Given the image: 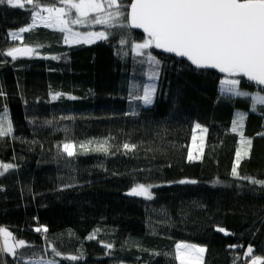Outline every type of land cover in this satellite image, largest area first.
Listing matches in <instances>:
<instances>
[{"label": "trees", "instance_id": "trees-1", "mask_svg": "<svg viewBox=\"0 0 264 264\" xmlns=\"http://www.w3.org/2000/svg\"><path fill=\"white\" fill-rule=\"evenodd\" d=\"M35 2L64 6L59 0ZM32 16L25 8L0 5V51L35 49L31 60L0 56V108L7 107L13 123L12 134L0 137V163L15 165L0 176V227L25 241L16 250L23 261L179 264L174 250L181 242L205 246L203 264H251L248 246L264 256V187L231 175L240 147L231 128L242 113L244 135L253 138V145L238 171L264 180V136L258 135L264 132L259 110L264 106L253 112L250 97L220 93L224 77L151 48L143 51L160 66L154 103L145 107L132 97L149 83L152 66L133 49L147 37L130 27L94 25L78 29L123 32L127 43L121 45V36L111 35L97 44L69 47L56 29L20 33L32 24ZM13 32L19 39L11 38ZM236 78L241 91L264 93ZM57 93L59 98L52 100ZM196 123L208 132L202 156L190 161ZM88 141H107L109 153L89 151L69 158L57 147ZM125 143L135 150H125ZM159 183L151 200L127 196L137 184ZM218 226L234 235L216 231ZM36 227L48 231L36 232ZM236 244L244 247L229 248ZM71 255L78 259L64 258ZM0 260L23 264L4 253Z\"/></svg>", "mask_w": 264, "mask_h": 264}, {"label": "snow or ice", "instance_id": "snow-or-ice-1", "mask_svg": "<svg viewBox=\"0 0 264 264\" xmlns=\"http://www.w3.org/2000/svg\"><path fill=\"white\" fill-rule=\"evenodd\" d=\"M63 7L41 8L35 0H0V5L7 4L16 9H24L26 5H32V24L19 29L20 33L31 31L37 23L45 28H53L63 33L66 44L83 43L91 44L97 40L107 41L111 35H120V44L124 45L127 40L123 32L74 31L73 26L88 27L102 25L106 29H124L126 27L143 29L147 39L143 43H137L134 51L137 56L147 57V63L151 65L148 79H158L160 61L145 49H161L166 53H174L178 57L187 58L197 69H218L228 77H246L248 81L258 86H264V0H134L130 5H125L124 0H59ZM130 7V13L125 8ZM73 10L75 15H73ZM46 12L47 15H41ZM129 23L125 21L129 20ZM13 40L19 39L17 33L9 34ZM35 51L32 47H11L6 51H0V56L10 57L16 60L18 55H29ZM52 59H57L53 56ZM7 61H5L6 63ZM143 63V61H141ZM240 79L231 78L222 81V91L234 96L248 97L249 93L241 91ZM139 86L133 85L134 90ZM156 85L149 83L143 85L139 92L133 94V100H139L144 106H150L154 102ZM2 94V90H0ZM60 93L51 97L58 99ZM75 100L77 97L69 96ZM257 105L264 106V95L257 92L252 96L253 112L257 111ZM264 112V107L259 109ZM132 114H136L133 111ZM245 114L238 113L233 121L231 131L238 133L240 147L235 152L234 166L231 171L233 178L247 181L252 185L264 187V180L251 176H241L238 169L242 159L250 158L253 138L245 137L244 124ZM206 134L208 129L199 123L195 124L194 131ZM13 132V125L7 107L0 108V137L9 136ZM264 136V132L258 133ZM193 146L196 147L197 137H192ZM95 144V147H93ZM61 154L72 158L78 154H86L89 151H103L109 153L107 141H88L77 145L73 142H65L57 146ZM123 148L134 151L136 146L125 143ZM204 136L199 137V150L203 154ZM188 159H194L193 153H188ZM12 163H0V176L13 169ZM179 183H196L192 180H181ZM152 185L137 184L129 192L130 196H141L151 200L153 198L150 189ZM36 232L47 233L46 227H36ZM218 232L225 236L234 235L223 227H216ZM95 233L88 237L95 238ZM0 254L7 253L14 260L23 264H57L55 259L23 261V254L17 253L16 249L24 248L25 241L14 237L13 233L0 227ZM110 248L111 245H105ZM243 245H229L230 249ZM207 251L205 246L190 243H177L174 250V258L179 264H203V255ZM56 257L61 256L60 251L52 248ZM247 257L251 264H264V256L254 254L253 248L246 249ZM69 261H76L77 255L64 257ZM0 264H4L0 260Z\"/></svg>", "mask_w": 264, "mask_h": 264}, {"label": "rangeland", "instance_id": "rangeland-1", "mask_svg": "<svg viewBox=\"0 0 264 264\" xmlns=\"http://www.w3.org/2000/svg\"><path fill=\"white\" fill-rule=\"evenodd\" d=\"M40 7H41V8H44V7H42V6H40ZM25 9L32 11V5H26V8H25ZM73 11H74V10H73ZM32 13H33V11H32ZM41 15L46 16L47 13H46V12H41ZM36 27H43V25L40 24V23H37V24L35 25V27H33V28H36ZM33 28H32V29H33ZM78 28H88V27H82V26H80V25H75V26H73V30H74V31L82 32V31L79 30ZM50 29H53V28H50ZM20 41H21V40H20ZM101 41H103V40H97L95 43H91V44L72 43V44H67V45H68L69 47L80 46V45L90 46V45H93V44H97V43H99V42H101ZM231 78H236V77H224V78L221 80V83H220V93H221L222 95H227V96H232V97H239V96H234V95H232V94H230V93H225V92L222 91V87H223V85H222V81L225 80V79H231ZM236 79H237V78H236ZM149 83H154V84H155V81H150V80H149ZM149 83H148V84H149ZM238 87H239V89H240V85H239ZM240 90H241V89H240ZM258 92H259V91H258ZM256 93H257V92L253 93L252 95L249 94L248 97H250V99L252 100V96H254ZM260 94H261V95H264L263 92H260ZM153 103H154V102H153ZM150 106H152V105H150ZM150 106H145V107H150ZM8 113H9V116H10V119H11L10 112L8 111ZM11 121H12V120H11ZM12 125H13V123H12ZM207 132H208V131H207ZM11 134H12V133H11ZM193 135H195V136L197 137V141H196V147H195V148H194V146H193V141H192V143H191V146H192V147H191V152L193 153V156H194V157H197V159H200V157H201L202 155L200 154V150H199V137H200L201 135L204 136V145H205L206 138H207V133L204 134V133L199 132V130H196V131H194V134H193ZM192 148H193L194 150H192ZM146 186H147V185H146ZM152 186H153V187L150 189V191H151L152 196H153V189H154L155 187L162 186V183H159L158 185H152ZM134 197L141 198V199H146V198L141 197V196H134ZM2 242H3L2 237H0V243H2ZM18 249H19V247H18L16 250H18ZM4 254L8 255L7 253H4ZM204 255H205V253H204ZM204 255H203V261H204ZM178 262H179V261H178Z\"/></svg>", "mask_w": 264, "mask_h": 264}, {"label": "water", "instance_id": "water-1", "mask_svg": "<svg viewBox=\"0 0 264 264\" xmlns=\"http://www.w3.org/2000/svg\"><path fill=\"white\" fill-rule=\"evenodd\" d=\"M133 2H134V0L132 1V3H133ZM130 11H131V9H129V12H128V13H130ZM129 22H130V18H129V20H128V23H129ZM130 28H131V27H130ZM131 30H133V31H135V32H137V33H140V34L144 35L145 37H147V34L144 33L143 29L131 28ZM147 38H148V37H147ZM23 47H29V46H22V47H20V48H23ZM153 48H154V47H153ZM154 50H155L157 53L161 54V55H164V56H167V57H173V58H175V59H177V60H180V61H185V62H187L189 65H191V66H192L194 69H196V70L216 72V73L219 74L221 77H228L227 74H225V73H221L218 69H197L194 65L191 64L190 61L187 60V58L178 57V56H176L174 53H166V52H164V51L161 50V49H156V48H154ZM33 57H34V52H33L32 54L27 55V56H25V55H18V58H17L16 60H31V59H33ZM9 58H10V57H9ZM10 59H11V58H10ZM11 60H12V59H11ZM243 78L245 79V81H246L247 83H249V84L255 86L257 89L264 90V86H258V85H256L254 82H250V81H248L246 77H243ZM127 196H130V195L127 194Z\"/></svg>", "mask_w": 264, "mask_h": 264}]
</instances>
